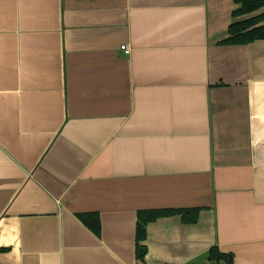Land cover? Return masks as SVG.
<instances>
[{"label":"crops","instance_id":"crops-1","mask_svg":"<svg viewBox=\"0 0 264 264\" xmlns=\"http://www.w3.org/2000/svg\"><path fill=\"white\" fill-rule=\"evenodd\" d=\"M236 7L0 0V264H264V40L222 43ZM190 207L140 258L137 211Z\"/></svg>","mask_w":264,"mask_h":264},{"label":"trees","instance_id":"trees-1","mask_svg":"<svg viewBox=\"0 0 264 264\" xmlns=\"http://www.w3.org/2000/svg\"><path fill=\"white\" fill-rule=\"evenodd\" d=\"M237 7L232 11L233 21L228 27V36L222 41L227 45L249 44L264 40V12L258 11L264 8V0H233ZM244 16H247L244 18ZM200 208H156L141 209L136 214V245L138 250L144 248L142 242L146 238L147 225L163 217L178 215L184 224H193L198 220ZM80 221L95 235L100 234V217L98 213L89 212L78 215ZM6 249H0L5 251ZM143 258V256H140ZM208 259L214 264L224 261L225 264H233V255L219 251L217 247H211Z\"/></svg>","mask_w":264,"mask_h":264},{"label":"built area","instance_id":"built-area-1","mask_svg":"<svg viewBox=\"0 0 264 264\" xmlns=\"http://www.w3.org/2000/svg\"><path fill=\"white\" fill-rule=\"evenodd\" d=\"M120 49L123 51V53H124L125 55H129V54H130V48L127 47L126 45H121V46H120Z\"/></svg>","mask_w":264,"mask_h":264},{"label":"water","instance_id":"water-1","mask_svg":"<svg viewBox=\"0 0 264 264\" xmlns=\"http://www.w3.org/2000/svg\"><path fill=\"white\" fill-rule=\"evenodd\" d=\"M144 252H145V248L139 249V255L140 256H143L144 255Z\"/></svg>","mask_w":264,"mask_h":264}]
</instances>
